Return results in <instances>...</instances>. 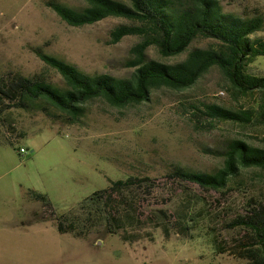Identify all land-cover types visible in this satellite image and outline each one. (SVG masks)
<instances>
[{
	"label": "rangeland",
	"instance_id": "rangeland-1",
	"mask_svg": "<svg viewBox=\"0 0 264 264\" xmlns=\"http://www.w3.org/2000/svg\"><path fill=\"white\" fill-rule=\"evenodd\" d=\"M48 1L0 0L1 73L41 75L64 87L62 76L36 54L40 48L88 74H131L126 61L139 39L109 43L110 31L126 20L110 17L74 27ZM56 1L86 5L83 0ZM222 5L243 17L264 14V0H222ZM254 36L264 38V28ZM217 46L216 40L200 37L189 50ZM187 54L165 58L155 48L147 52L165 63ZM250 72L264 76V55L254 60ZM259 97L235 95L214 66L193 87L157 89L142 104L120 108L103 99L91 101L75 124L54 109L6 111L0 122V264H244L232 253L220 252L215 235L227 246L237 237L240 230L231 229L229 221L249 209L251 198H264V170L243 169L223 192L170 181L166 174L173 165L214 172L222 167V152L232 139L264 147V125L258 121L209 123L190 107L206 102L244 110L256 106ZM21 147L28 153H20ZM129 176L148 177L154 184L138 195L144 224H125L117 234L87 239L58 231L53 219L108 188L110 180ZM183 187L192 201L181 193ZM34 191L47 196L55 214L32 197ZM190 211L196 220L188 223L184 213Z\"/></svg>",
	"mask_w": 264,
	"mask_h": 264
},
{
	"label": "trees",
	"instance_id": "trees-1",
	"mask_svg": "<svg viewBox=\"0 0 264 264\" xmlns=\"http://www.w3.org/2000/svg\"><path fill=\"white\" fill-rule=\"evenodd\" d=\"M83 1L86 5L82 8L56 0L48 1L47 5L74 27L92 25L110 17L126 20L110 31L109 43L117 44L128 36L139 39L131 48L132 56L126 61V66L133 69L131 74L125 77L88 74L70 62L35 48L39 58L62 76L65 86L56 85L41 75L0 72V122L10 109L31 111L43 107L46 111H58L65 121L75 124L86 114L87 104L91 101L103 99L120 108L142 104L149 101L157 89L186 90L193 87L217 66L235 95L249 97L256 93L260 94L259 101L256 106L244 110L203 102L190 106L195 110L194 115L209 123L224 121L249 125L258 121L264 125V76L250 72L254 60L264 55V38L254 36L264 28V14L243 17L226 12L222 0ZM200 37L214 39L218 46L189 50ZM150 48H155L165 58L188 54L185 59L165 63L150 59L147 56ZM222 154L223 165L214 172L173 165L166 178L203 190L223 192L238 180L243 169L264 170V147L232 139ZM152 187L154 184L148 177L110 180L108 188L93 192L53 220L60 233H71L77 238L117 234L124 230L125 224L145 223V212L138 195L143 188ZM181 193L191 200L192 195L188 194L186 187ZM30 194L55 214L45 194L35 191ZM193 213H184L188 223L196 220ZM163 214L161 212V216ZM161 216L158 218L162 223ZM41 218L46 219L45 216ZM228 226L240 232L228 246L215 235L216 248L223 253H232L244 260V264H264V198H251L249 209L235 215Z\"/></svg>",
	"mask_w": 264,
	"mask_h": 264
},
{
	"label": "built area",
	"instance_id": "built-area-1",
	"mask_svg": "<svg viewBox=\"0 0 264 264\" xmlns=\"http://www.w3.org/2000/svg\"><path fill=\"white\" fill-rule=\"evenodd\" d=\"M20 153H24V154H26V153H28V149L25 148V147H21V148H20Z\"/></svg>",
	"mask_w": 264,
	"mask_h": 264
}]
</instances>
